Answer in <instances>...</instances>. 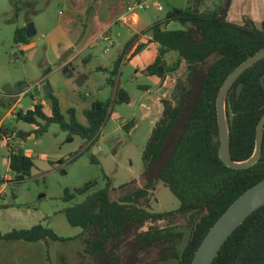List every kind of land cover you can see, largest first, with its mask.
I'll use <instances>...</instances> for the list:
<instances>
[{
	"label": "rangeland",
	"instance_id": "rangeland-1",
	"mask_svg": "<svg viewBox=\"0 0 264 264\" xmlns=\"http://www.w3.org/2000/svg\"><path fill=\"white\" fill-rule=\"evenodd\" d=\"M128 1L0 0V126L13 122L19 110L26 112L32 109L36 99L41 103L45 99L44 88L47 85L60 99L62 113L67 115L69 108H75L83 125H87L84 111L90 109L93 103L114 101L123 90L130 99L129 103L113 102L110 117L94 144L80 136H74L72 142H67L68 133L59 124L50 125L40 138L33 136L20 141L15 137H6V141L0 143V179L11 175L8 145L15 143L23 154L33 159L35 165L31 176L20 183H16L12 176L8 185H1L5 188L0 195V231L7 233L42 224L58 236L69 238L67 242L48 239L38 245L41 251L44 246L48 257L53 256L55 264H108L113 253L111 242L101 253L91 250V233L71 226L65 210L103 189L106 177L113 187L120 189L114 193V198L149 185L148 181L155 178L152 176L175 148L199 93L202 72H191L186 66L177 74L170 75L165 82L138 73V65L124 61L118 73L113 74L120 57L125 60L123 51L126 44L136 34L139 35L127 51L131 53L136 42L143 39V30L163 21L172 9L219 11L225 3V0H159L161 10L154 7V2L151 3L150 9L139 12L141 22L138 25L116 24L115 20ZM29 24L34 25L37 35L31 38L29 45H16V29ZM190 27L191 24L182 26L174 22L167 28ZM193 29L194 34L199 36V31L195 27ZM25 84L28 86L22 88ZM143 87H149L151 92ZM150 98L155 101L147 103ZM164 100L171 103L173 109L179 108V119L165 144L164 157L146 175L150 161L145 163L143 157L149 138L152 131L167 120ZM44 105L46 112L50 113L51 104L47 101ZM14 125L22 131L34 129L24 122H15ZM93 159L97 163H93ZM88 183L96 185L85 195L77 194ZM66 190L75 194L72 200H65ZM148 195L149 199L146 195L140 203L152 213L172 211L179 206L178 199L162 183H157L156 187L152 185ZM174 217H170L169 222L158 223L155 231H150L153 228L150 224L129 229L125 237L141 233L138 235L142 238L146 237L144 234H149L148 239H145L142 248L136 247L141 250L139 254L137 251L130 252L138 254L137 258L132 261L125 258L120 262L175 264L172 255L182 254L191 237L197 213L183 214L173 220ZM20 246L17 244V248L11 251L12 254L22 255L16 256L18 262L41 264V258L37 257L41 256V251L39 254L23 255Z\"/></svg>",
	"mask_w": 264,
	"mask_h": 264
},
{
	"label": "trees",
	"instance_id": "trees-1",
	"mask_svg": "<svg viewBox=\"0 0 264 264\" xmlns=\"http://www.w3.org/2000/svg\"><path fill=\"white\" fill-rule=\"evenodd\" d=\"M230 1L225 0L224 8L219 11L172 9L163 21L152 24L145 31L144 34L149 35L150 40L136 43L133 51L128 53L138 38L136 35L126 44L123 51V55L132 60L145 50L149 43L157 45L155 59L141 70V74L155 77L161 82H165L170 75L177 74L184 66L191 72H202L199 93L175 148L166 157L165 162L160 164L159 171L152 176L164 182L178 199V213H197L191 238L177 264H190L210 228L230 204L248 188L264 179V140L259 161L243 170L226 167L219 157L220 144L214 143V137L218 135L216 99L222 84L241 63L264 47V22L260 27L249 20L245 21L244 25L229 22L226 16ZM174 22H179L182 26L191 24V27L167 28ZM194 27L199 31V36L194 34ZM14 42L16 45L30 44L31 38L26 34V27L16 29ZM122 62L123 57H120L113 74L118 73ZM262 80L264 82V59L237 80L227 97L231 154L236 162L248 160L255 151L256 129L264 115ZM240 83H243V89L238 97L237 89ZM31 97L36 99L32 94ZM44 98L51 104L50 113H47L40 103H35L34 107L26 112L19 110L13 122L0 126V143L6 141V137H15L20 141L33 136L40 138L48 131L50 125L59 124L62 130L68 133L67 142H72L74 136H80L94 144L110 117L113 102H130L124 90L114 101L95 102L90 109L84 111L87 125H83L77 118L75 108H69L67 115H64L57 96L52 93ZM148 101L147 103H150L155 100L150 98ZM163 104L167 120L162 121L161 126L155 128L149 138L143 157L145 163L150 161L146 175H149L154 170V165L164 157L165 144L179 119V108L173 109L172 104L166 100ZM15 122H24L34 129L18 130ZM8 152L9 169L16 183H20L31 176L34 161L23 154L15 143L8 145ZM92 161L97 163L95 159ZM105 179L107 182L103 189L89 194L82 203L65 210L71 226L91 233L90 249L97 253L105 250L104 247L109 242L120 240L130 227L151 216L165 217L162 214L155 216L137 204V200L145 194L142 190L114 198V193L120 189L113 187L108 177ZM0 185H7V180L0 179ZM95 185L88 183L79 189L77 194L85 195ZM74 197V193L65 191V200H72ZM48 239L56 242L70 240L58 236L42 224L7 233L0 231V240L7 242L36 243ZM213 264H264V206L248 217L233 233Z\"/></svg>",
	"mask_w": 264,
	"mask_h": 264
},
{
	"label": "water",
	"instance_id": "water-1",
	"mask_svg": "<svg viewBox=\"0 0 264 264\" xmlns=\"http://www.w3.org/2000/svg\"><path fill=\"white\" fill-rule=\"evenodd\" d=\"M26 34L29 38L37 35L33 24L26 27ZM264 59V47L241 63L232 71L222 84L216 99V112L218 135L214 137V143H219V157L222 163L236 170L248 169L254 166L261 158L264 140V115L261 117L256 129V143L253 155L246 161L236 162L231 154V139L227 115V97L237 80L256 63ZM188 74V72L186 73ZM186 76V75H185ZM82 81L79 82L81 84ZM262 85L264 82L262 80ZM28 84L22 86L27 87ZM243 83L237 89L238 97L241 95ZM53 93L51 86L44 88V95ZM264 206V179L254 184L235 199L225 212L218 218L214 225L198 247L190 264H213L218 257L225 243L233 233L250 217L254 212Z\"/></svg>",
	"mask_w": 264,
	"mask_h": 264
},
{
	"label": "crops",
	"instance_id": "crops-1",
	"mask_svg": "<svg viewBox=\"0 0 264 264\" xmlns=\"http://www.w3.org/2000/svg\"><path fill=\"white\" fill-rule=\"evenodd\" d=\"M130 1H134V0H129L128 2H130ZM126 4L123 7V11L125 9ZM224 6H225V3H224ZM226 19L229 22L234 23V24H238V25H244L245 21L249 20V21H252L257 27H260V25L264 22V0H231L229 9L227 11ZM140 22H141V18L139 15L138 22L135 25H138ZM146 30H143V31L145 32ZM105 34H106V32H105ZM136 35L139 38V35L138 34H136ZM134 37H132V38H134ZM150 39L151 38L149 35L143 34V39H140L139 41L140 42L141 41H147ZM140 42H136V43H140ZM157 51H158V46L155 45L154 43H149L148 46L145 48V50H143L140 54H138L132 60H129L128 57H126V59L123 61L125 63L127 62L129 64L138 65L136 70L138 73H141V70L143 68H145L146 66H148L155 59V57L157 55ZM124 62H122V63H124ZM152 78H154L156 81H159V79H157L155 77H152ZM146 91H149V93L151 92L150 88ZM12 176L13 175L11 173V175H9L8 177L5 178L7 180V185H8L9 180H12ZM4 188L5 187H2L0 185V195L2 194ZM3 242H6L7 244H5ZM22 242H24V243H22ZM41 242L42 241H39L33 245H28V244H26L25 241L7 242V241L0 240V264H21V262H18V259L16 256H22V255H18L17 253H14V254L11 253V251H14L17 248V244H19V245L21 244L20 253H22V254L24 253L23 255H34L35 253L39 254V252L41 251V248L38 247L39 244L42 245ZM27 243H30V242H27ZM11 246H16V247L13 248ZM31 246H34V247H31ZM8 247H10V248L8 249ZM35 247H37L38 249H34ZM46 252L47 251L44 250V246H43V249L41 251V256L37 255V257L41 258V260H40L41 264H55V260H54L53 256L50 255L48 257Z\"/></svg>",
	"mask_w": 264,
	"mask_h": 264
},
{
	"label": "flooded vegetation",
	"instance_id": "flooded-vegetation-1",
	"mask_svg": "<svg viewBox=\"0 0 264 264\" xmlns=\"http://www.w3.org/2000/svg\"><path fill=\"white\" fill-rule=\"evenodd\" d=\"M190 72V71H189ZM175 96V95H174ZM185 105V103H184ZM146 170V169H145ZM149 184L151 182L150 185H146L144 188H141V189H137V190H142L145 192V194L140 198L142 199L143 197H145L147 195V198L149 199V196L148 193L150 194V189L152 187V185L154 187L157 186V183H162V185H164L165 187H167L165 185L164 182H162L161 180H158L157 178H154L153 180L151 181H148ZM149 186V187H148ZM168 188V187H167ZM149 189V190H148ZM169 189V188H168ZM136 190V191H137ZM171 192V191H170ZM140 199L137 200V204L140 206V207H143L144 209H146V211H148L149 213L153 214V215H165V217H149L148 219L144 220L142 223H138L136 226L134 227H130V228H136L140 225H144V224H150V226H152L153 228H150V231H155L157 228L155 227L156 225H158V223H160L161 221H168L169 222V218L170 217H174L173 220L177 217V216H181L183 214L181 213H178V210L180 208V202H179V206L177 209L175 210H172V211H165V212H162V213H152L148 210V208L146 207V205H142L140 203ZM148 203H149V200H148ZM186 214H189V213H186ZM168 217V219L166 218ZM164 219V220H163ZM196 223V222H195ZM195 227V225H194ZM194 229V228H193ZM128 232V231H127ZM138 234H141V233H134L132 236L130 237H125V235L120 239V240H115V241H112L110 246L112 247V250L111 252L112 255H111V258H109L108 260V264H122V262H120V260L122 259H128L129 261H132L134 258H137L138 257V254L141 250H138L136 249L137 248H142V244H144V241H146L145 239H148L147 234H144L143 236H146V237H143L141 235H138ZM191 238V237H190ZM190 240V239H189ZM135 241V242H134ZM189 242V241H188ZM188 244V243H187ZM130 247V249H129ZM186 247V246H185ZM135 248V249H134ZM136 251L138 252L137 255H132L133 253H130V252H134L136 253ZM181 255H176V254H173L172 257L175 259V264L178 263V258L180 257ZM105 263H106V260H105Z\"/></svg>",
	"mask_w": 264,
	"mask_h": 264
},
{
	"label": "built area",
	"instance_id": "built-area-1",
	"mask_svg": "<svg viewBox=\"0 0 264 264\" xmlns=\"http://www.w3.org/2000/svg\"><path fill=\"white\" fill-rule=\"evenodd\" d=\"M154 2V7L161 10V5L159 3V0H134L130 1L126 4L124 11L120 14V16L116 19L115 23H119L122 25H128L129 23L136 24L139 19V12L148 10L151 8V3ZM22 97L24 96V93L21 94ZM36 99L35 103H38ZM44 103H46L45 100H42ZM41 101L40 104L43 106L44 103Z\"/></svg>",
	"mask_w": 264,
	"mask_h": 264
}]
</instances>
